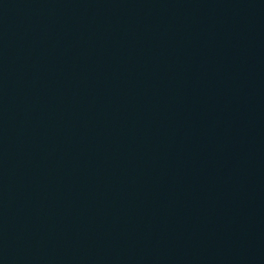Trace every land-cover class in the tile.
<instances>
[{
  "label": "water",
  "instance_id": "1",
  "mask_svg": "<svg viewBox=\"0 0 264 264\" xmlns=\"http://www.w3.org/2000/svg\"><path fill=\"white\" fill-rule=\"evenodd\" d=\"M264 0H0V264H229Z\"/></svg>",
  "mask_w": 264,
  "mask_h": 264
}]
</instances>
